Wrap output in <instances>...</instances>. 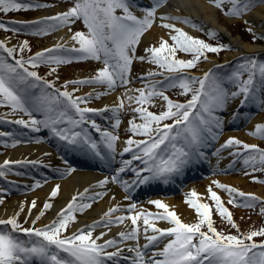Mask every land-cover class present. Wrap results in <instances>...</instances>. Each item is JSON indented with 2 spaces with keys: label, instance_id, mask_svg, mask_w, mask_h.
<instances>
[{
  "label": "snow or ice",
  "instance_id": "1",
  "mask_svg": "<svg viewBox=\"0 0 264 264\" xmlns=\"http://www.w3.org/2000/svg\"><path fill=\"white\" fill-rule=\"evenodd\" d=\"M165 0H155L148 8L143 9V16H137L133 9L136 7L135 0H73V7L56 16L46 17L36 21L39 31L35 34H48L51 29L69 27L76 20H81L87 32H76L71 40L79 47L66 48L58 45L55 48L47 49L45 52L37 53L35 57L27 60L15 59V48H8L0 41V50L15 59V63H9L4 57H0V106L9 107L13 112H21L29 116V120L17 119L12 123L30 128L34 132L41 129H49L54 136L64 141L67 145L78 148L89 149L96 157L104 160L106 157L99 148L97 142L92 139L82 125L91 124V127L100 133L110 153H115V143L119 136L114 132L103 130L95 120L87 117L88 113L101 114L111 111L115 117L114 128L120 125L119 112L124 108V100L121 99L116 107L97 110L88 107H81L91 98L73 97L69 91L55 90L54 84L44 80L36 71L29 68H36L40 63L59 66L71 63L75 60L92 59L103 64L95 76L80 81L69 83L77 85H102L108 91L114 90L117 86L128 84L127 76L131 71L134 59L145 60L155 64L163 72L179 73V76L166 77L167 83H161L157 87L153 83L150 87L137 89L136 96H127L128 101H135L138 105L133 109L138 114L140 123L135 119L130 121L129 131L132 136H142L145 139L135 140L129 138L123 148V153L132 152L131 160H122L118 173L131 169L135 173V180L131 183L121 181L119 175L111 177L112 182L122 183L125 191L135 188L137 185L148 184L152 181L162 180L168 182L173 176L179 175L184 168L192 161L203 157L200 151L209 138L215 139L218 130L222 127L221 120L215 113L223 110L230 99L240 98L241 107L247 104L258 103L264 106V62L249 57L240 63L236 71L227 76V81L235 87L230 91L224 86V80L213 72H206L202 77H190L185 70L193 69L200 62L201 58L207 59V53H219L224 46H213L204 40L194 38L175 26L173 23L165 22L160 26L169 29L170 39L173 44L161 39L160 46H151L146 49L148 56L136 57L135 49L141 37L147 32L157 19V10ZM218 8L225 3L231 5L226 15L234 18H242L254 6V0H211ZM264 3V0H259ZM48 7V5L22 3L20 0H0V12L9 13L20 10H32L34 8ZM161 21L177 19L170 16L159 17ZM188 23L187 20L182 21ZM193 27H195L193 25ZM0 29L5 31H17L9 28L0 21ZM249 32H253L249 27ZM172 33H175L174 35ZM215 37L216 33H209ZM255 36V33L253 32ZM264 39V37H261ZM28 48L25 41L19 49L23 53ZM69 53H78L76 56L56 55L61 49ZM183 52L191 54L192 59H177L176 53ZM53 53V55H48ZM57 67H52L51 72L55 73ZM163 72L159 73L163 75ZM51 74V73H50ZM157 73L149 72L148 76H156ZM246 75V79L244 78ZM65 84V89L67 88ZM179 87L183 95L191 93V99L186 103L174 102L164 94L168 88ZM78 91V89H77ZM97 94L96 98H99ZM164 101L165 109L159 114L149 111L145 105L152 106L154 98ZM74 110L78 119L69 115ZM39 113L44 119L35 118ZM238 115V113H237ZM171 120L172 123H165ZM72 127H65L64 125ZM74 129H80L75 131ZM12 133L0 132V137L11 136ZM250 135L259 136L264 139V124H258ZM18 141H14L15 146ZM241 141L229 139L225 147L241 145ZM135 146V150L133 148ZM244 149L251 150L249 156L244 160L259 162L264 171V150H259L254 145H242ZM255 153V154H253ZM115 159L113 155L111 157ZM132 160H139L143 168H132ZM12 161H4L0 165V177H4L10 171L9 165ZM15 163H30L33 166L42 163L41 161H17ZM255 170V168H254ZM68 171H75L69 168ZM144 173H147L145 175ZM109 180L100 181L99 187L108 184ZM216 183V187L228 192L231 197L229 204L242 207H255L257 197L251 194L238 192L236 189ZM36 187L40 186L37 182ZM210 199L214 201L215 209L222 219H225L239 233V228L232 218L231 212L221 197L209 188ZM59 192V185L52 191L51 197ZM87 192V189L85 190ZM235 194V195H234ZM97 195H102L97 193ZM236 195L244 198L238 202ZM85 197H73L72 201L62 209L56 219L43 228H25L18 221L19 213L8 219H0V226H7V230L0 229V264H119L121 259L131 260V264H264V242L256 243V237H264V229L251 231L239 235L224 234L214 227L212 219V207L207 203L198 202L199 196L192 191L186 198V203L195 210L199 217L197 223L187 224L181 221L176 212L171 211L169 206L160 200H154L157 209L163 213L153 214L151 212H136L130 216H119L112 219L113 214L121 211L119 206L110 208L105 213L101 222L88 225L77 230L71 235H65L69 224L76 220L75 213L90 208V203H77ZM130 198V197H126ZM91 199H94L91 198ZM3 203V200H0ZM36 207V202L31 203V208ZM52 204L46 202L40 214L36 217L38 221L45 211L50 209ZM137 208L135 203L127 209L134 212ZM20 211H23V206ZM264 214V207L261 208ZM130 220L132 228L127 232L119 233V240L113 238L99 243L106 233L93 237V232L98 226L111 228L113 225L124 224ZM142 220L143 233L138 221ZM156 221H166L171 227L161 229L156 226ZM206 227L207 231L203 229ZM149 230L151 235H149ZM23 233L28 240H22L17 235ZM143 234L146 243L139 244V238ZM167 238L164 247H158L161 238ZM135 241V246L128 247L127 251L134 253V257L124 256V248L120 247L122 242ZM157 248L156 251H150ZM114 249V251H109Z\"/></svg>",
  "mask_w": 264,
  "mask_h": 264
},
{
  "label": "bare ground",
  "instance_id": "2",
  "mask_svg": "<svg viewBox=\"0 0 264 264\" xmlns=\"http://www.w3.org/2000/svg\"><path fill=\"white\" fill-rule=\"evenodd\" d=\"M148 4L150 7L152 4V0H137ZM231 6L228 3H225L223 7ZM69 8L66 5H59L53 8L47 9L44 12L37 14L31 18L26 20H36L42 19L46 17L56 16L59 13L67 11ZM219 8L216 7L211 0H169L167 4L162 5L157 10V19L155 20L153 26L141 37L140 43L137 46L136 57L148 56L146 53V49L151 46H160L161 39L166 40L168 42L171 41L169 29H165L160 25L165 22L173 23L176 27L182 29L188 35H196L200 31H205L206 33H216V36L223 39L226 45H230L233 48V51H228L225 53L224 58L220 61L217 58L210 59V61L206 62L204 65H201L199 68V74L203 75L206 72H211L213 67L220 63H231L234 59L240 56H251L253 54L260 53L264 51V45L260 43H251L249 40L242 38L240 35L233 34L229 31V29L220 22L218 16ZM137 16H143V9L136 5L133 9ZM161 16H170L175 17L177 19L171 21H161L159 17ZM22 19L20 17H17ZM234 20H241L245 22L248 26L252 27L253 32L256 34L264 35V3H259V0H254V6L252 9L245 14L242 18H234ZM187 20L188 23H183L182 21ZM193 25L195 27H193ZM173 35L175 33H172ZM264 37V36H263ZM71 33L69 27H60L55 36V40L53 42H48L47 46L56 45H72L70 40ZM5 39V38H4ZM10 43L8 39H5ZM139 66L133 71V80H137L138 86L133 90H126L132 96H136L139 93L136 91L137 89H142L151 86L153 83L159 81L158 78L149 77V72H154V68L152 65L148 64L147 60L136 59ZM194 74V72L192 73ZM196 74V73H195ZM82 77V75H79ZM89 76V75H87ZM79 77V78H80ZM90 77V76H89ZM80 95L85 98H88L91 93L94 96L93 99H88V102L85 104V107L93 108L97 110L105 109L106 107L111 109L116 107L121 100L119 97V93L116 90L108 91L106 87L102 85H91L87 86L84 89L78 91ZM104 93L103 95H99V98H96L97 94ZM234 106L231 108V112L229 110H219L215 113L221 120L222 127L218 130L214 129L217 132L216 138H209L206 145L200 149L201 152L204 153L203 157H200L191 163H189L183 170V172L179 175L173 176L168 182L165 183V187L168 185H174L176 182L185 181L186 177L196 175L201 173L202 170H207V172L213 171L217 172L218 170H229L231 167L229 165L233 161L231 158L225 157V155H220L216 157L215 154L209 153L211 150V145L214 143L216 145L219 144L218 131H225L226 136H231L235 130L232 129L234 125L245 126L244 132L247 135L253 133L258 124H264V116L254 117L252 119H247L249 115L248 110H243L244 106L241 107L240 99L236 98V101L233 103ZM124 107H131L129 112H132L134 116L138 115L133 111L137 104L135 101L124 100ZM236 111H239L235 113ZM243 111V113H241ZM124 112V111H123ZM123 112H119L121 115ZM235 113V114H234ZM96 123L100 125V127H105L108 125L107 122L103 120L107 119L110 121V126L113 127L115 120L113 113L110 112H102L97 116L93 115ZM139 122L140 119H139ZM130 121L124 122L120 125V129H129ZM100 134V133H99ZM116 134V133H114ZM52 137L47 136L43 138H39V136H35L30 134L29 136H23L18 138V143L7 151H4L0 154V165H3L4 161H12L13 163L9 165L10 171H7L5 177V182L12 186L11 194L14 196L9 198V201L5 203L2 207H0V219H8L17 213H26L33 211L34 213L28 218L32 221L36 219V217L40 214L41 210H43V206L46 202L52 204V207L45 211L44 216L38 220L41 225L49 224L51 221L56 219L57 214L72 201L73 197L84 196L83 200L78 199L77 203H90L91 207L83 210L82 212H76V223L73 228L70 230L74 232L78 229L85 228L88 225H93L101 222L104 218V215L110 208H114L119 206L121 211H118L113 214L112 219L115 220L116 217L119 216H130L139 212L140 205L136 200L142 199L145 200L144 204L151 208H156L155 206L149 205L148 200L150 195H152V191H155L156 187H160V180L152 181L148 184H142L135 186L134 190L129 189V191H125L122 183L112 182L111 177L114 175H119L121 181L132 182L135 180V173L129 169L123 173H118L117 170L121 167V161L123 159V148L126 146L125 142L129 139V135L122 136L115 143V153H110L107 147L104 144L103 137L100 134L101 142L100 149L102 153L105 155V159L101 162L100 160H90L85 158L84 156H91L93 159L96 156L86 147L78 148L71 145H67L64 141H61L59 138L51 134ZM117 135V134H116ZM32 136V137H31ZM253 136V135H250ZM54 138V139H53ZM57 139V140H56ZM27 142V143H25ZM135 149V146H133ZM214 148V147H213ZM85 151V153H81ZM82 156H81V155ZM115 155V159L111 157ZM81 158V159H80ZM82 158H85V161L88 163H98L95 167H91V170H78L74 167L70 161L78 162L79 159L84 161ZM130 160V159H128ZM17 161H41L42 163L33 166L30 163L18 164L15 163ZM113 161V164H110ZM216 163L221 167L215 166L213 164ZM133 164V161H132ZM112 165L114 168H112ZM84 167V166H80ZM132 168H139L137 164L131 165ZM45 168V169H43ZM75 169V171H68V169ZM38 173L37 181H30L28 175H31L32 172ZM59 171V172H58ZM147 175V173H144ZM189 176V177H190ZM105 179L109 180V183L104 185L103 187H99L100 181ZM176 182H174V181ZM183 181V182H184ZM39 182L40 186L36 187V183ZM186 182V181H185ZM184 182V183H185ZM219 184H224L231 188L236 189L238 192H243L245 194L249 193H259L263 194L264 189L259 187L258 190H252L249 186L246 185V180L241 177H233L232 175H226L224 180L217 181ZM28 185V186H26ZM59 185V192L55 197H51L52 191ZM180 185H183V183ZM24 186V187H23ZM34 186L35 189L30 194H22L19 195V191L21 188H30ZM188 186V187H187ZM186 191L190 193L195 191L199 198L203 193L209 194V188L212 191L218 193L219 188L209 186L206 190H203L199 186H191L187 185ZM87 189V192L85 190ZM154 189V190H153ZM144 190L145 192L141 191ZM248 190V191H247ZM97 193H101L102 195H97ZM143 193V194H142ZM171 194V193H170ZM170 194H165V197H156L152 200H160L163 203L169 206L171 211L177 213L179 218L185 219L189 218L192 213V209L186 210L184 206H187L182 196L173 197L169 196ZM235 195V194H234ZM94 199H91L93 198ZM130 197V198H126ZM236 197H239L236 195ZM201 200V199H199ZM35 201L36 207L31 208V203ZM151 202V201H150ZM135 203L137 205L136 212H128L127 209L131 204ZM23 206V211L20 209ZM190 211V212H189ZM188 222V220H186ZM141 225V232L143 233V224L142 220L138 221ZM156 226L161 229H166L171 227L169 223L166 221H156ZM132 228V224L130 220H125L124 224L121 225H113L111 228L98 226L93 232V237L100 236L101 233H106L104 235L103 240L98 241L99 243H103L108 239H117L119 240V233L124 231H130ZM149 235H151V231L149 230ZM167 238L162 237L161 242H159L158 247L163 248L164 242H166ZM146 243L143 234H141L139 238V244L142 246ZM135 246V241H127L122 242L120 247L124 248L125 251L123 253L124 256L134 257V253L128 252V247ZM157 248H152L150 251H156ZM109 251H114V249H109ZM124 259H121L122 262ZM125 261V260H124ZM131 262V260H129Z\"/></svg>",
  "mask_w": 264,
  "mask_h": 264
},
{
  "label": "rangeland",
  "instance_id": "3",
  "mask_svg": "<svg viewBox=\"0 0 264 264\" xmlns=\"http://www.w3.org/2000/svg\"><path fill=\"white\" fill-rule=\"evenodd\" d=\"M38 1H41V3H44V5H48V7L44 10H38L37 14H40L49 8L59 6L60 4H65L67 7H69V9L71 7H73V0H70L71 5H68L67 0H38ZM230 7L231 6L219 8L218 16H219L220 22L223 25H225L231 33L236 34V35H240V33L243 32V30H242L243 28L241 27V25L246 26L247 29H249L250 26L246 25L244 22H242L239 19L234 20L233 17L226 15V11L228 9H230ZM15 19L25 22L24 19H19V18H15ZM32 23L33 24H29V25L33 26L36 24L35 22H32ZM70 26H71L70 33L72 35L76 32H85V33L87 32V29L81 20H76ZM58 30L59 29L49 30L45 39L44 38L35 39L34 43L38 44V45H35L36 50L34 53L40 52V51H45L47 49H52V48H55L56 46H58V45H52V46L46 47L48 42H52L55 40V36H56ZM252 30H254V29L252 28ZM251 34L253 35V32ZM251 34H249V35L251 36ZM190 36H192L194 38H198V39L202 38L203 36L213 38L204 31H200L196 35H190ZM4 38H5L4 36H1L0 41L3 42V41H5V39H7V38H5V39ZM10 38H12V37H10ZM46 39H49V40L47 41ZM214 40H219V41H215V43H219L221 41L223 44H225L223 39L219 38L217 36H215L213 38V40H211V42H214ZM4 43H6V46L8 48L17 49L20 46L19 37L17 39H15V38L11 39L10 43H7V42H4ZM34 43H32V44H34ZM168 43L170 45H172L173 41L171 40ZM10 44H12V45H10ZM137 46L135 49V56H136ZM227 46L230 47L231 49H233L230 45H227ZM73 47H79V45L75 44V42H74ZM156 47H159V46H156ZM54 54L63 55V56H73V57L76 55H79L78 53L66 52L63 48L61 49L60 52L54 53ZM177 54H179V56L185 55L187 57V54H185L183 52L178 51L176 53V55ZM48 55H53V53H49ZM224 55H225V53L222 55V59L224 58ZM213 58H215V57H211V56L208 57L206 60H204V62L202 64H204L206 61H210V59H213ZM147 62H148V60H147ZM148 64L155 66L154 71L157 70V66L155 64H152L149 62H148ZM199 64H201V63H199ZM52 66L53 65H49L48 63H42V65L38 67L40 72H41V75H44V77H42V78L44 80L48 81L49 83L54 84V88L49 89L48 91L55 93L56 89H59L60 91L67 90L70 93H73V97L75 98V97H83L82 95H80L78 93V91L81 89H84L87 86H91V85H77V84H72L69 82L87 80L88 78L95 76L97 71L103 67V64L101 62H98V61L92 60V59H86V60H75L74 59L71 63L61 64V65L57 66V71L55 73L51 72ZM137 66H139V64L137 63L136 59H134L132 65H131V69L133 68L131 70L132 73L130 71L131 80L128 79L129 82L127 85L117 86L114 89L119 93L120 99L128 100L127 96H132V95L129 92H126V90L128 89V90L134 91L136 89V87L139 85L137 83L138 82L137 80H133V70H135L137 68ZM229 66H231V65L226 64L224 66H218V67L223 68V70H222L223 72H221L222 73L221 78L224 80V86L226 88H228L230 91H235L236 90L235 87L231 83H229L226 79L227 76L231 74V72L228 70V69H230ZM217 69L218 68H216L214 70H217ZM30 71H32V70L30 69ZM79 75H82V77H80ZM87 75H89L90 77ZM174 76H179V75H174ZM199 77H201V76H199ZM244 78L245 79L247 78L246 75ZM65 84L68 85L66 89L64 87ZM93 85H95V84H93ZM77 89H78V91H77ZM167 96L170 99H172L174 102H179V103H186L188 100L191 99V93H189L188 95H183L182 90L178 86L174 87V88H168ZM93 98H94V96H91V98H89V99H93ZM235 101H236V99H230L229 102L225 105V107L223 109H227L231 112V108H232V106H234L233 103ZM83 106L85 107V104H83V105L81 104V107H83ZM145 107H147L149 111H152L153 113H157V114L166 110L164 101L160 98L157 100H153L152 106L145 105ZM247 107L252 108L253 111L255 112V114H254L255 116H253L252 118L258 117V116H264V106H261L258 103H255V104H247L246 108ZM130 109H131V107H127V106L124 107L123 109H121V112L124 111L121 115H119L121 125L124 122H129V121H132L133 119H135L137 123H140L138 115L134 116L132 112H129ZM256 109H259V111H257ZM69 115L73 116V118H76V119L79 118L75 114L74 110H70ZM86 115H88V114H86ZM35 118L42 120V119H44V116L42 114L36 113ZM17 119L29 120L30 118H29V116L25 115L24 113L13 112L9 107L0 106V132L12 133L11 136L0 137V154L3 153L4 151H7L8 149L14 147V146H12V144L14 141H18L19 137L29 136L30 134H32V135H35L37 137L39 136V138L40 137L43 138L45 136L51 135V133H52L49 129H43V128L39 132H34L30 128H24L22 125L12 123V121H15ZM165 123H172V121L171 120L165 121ZM64 126L69 127V128L72 127L71 125H67V124ZM82 127L88 131V133L90 134V136L92 137L93 140H95L96 142H99V135L94 132V129L91 126H89L88 124H85V125H82ZM244 129H245V127L240 128L238 130H235L230 137L225 135V133H224L225 131L220 130V133L218 135L220 142L218 145H216L211 150V153L215 154L216 157H219L220 155H225V157L227 156V158L234 159L235 162H233V163H231V165H229L231 167L229 170L227 169V170H218L217 172L216 171L215 172L210 171L208 173L206 172L202 176L188 180V182L183 187H180L179 190L175 191L174 193L170 194L169 196H173L175 198L182 196L183 200L186 201V198L190 194L189 191H186L187 185H191V186L197 185V186L201 187L203 190H206L209 186L217 188L216 183H214V182L224 180V177L226 175H232L233 177H241V178L245 179L246 185L249 186L252 190H258L259 187H262L264 189V171L260 170V168L262 166L259 164L258 161L255 162L254 166H253V162H249V164L246 165L244 163V160L249 156L251 150H246L242 146L243 144L254 145V146H257V148L259 150H264V139L259 138L258 135L257 136L247 135L244 132ZM74 130L78 131L79 129H74ZM128 131H129L128 129H120L119 128L117 131L119 138H122V136L128 135ZM131 136H132V134H131ZM132 138L138 139V140L145 139V137H142V136H132ZM233 138L241 141L242 142L241 145H231V146L225 147L226 142L229 139H233ZM25 143H27V142H25ZM253 154H255V153H253ZM215 166L221 167L220 165L214 163L213 167H215ZM143 167H144V165H143ZM254 168H255V170H254ZM28 178L31 179L30 177H28ZM4 180H5V177H0V200H3V203H0V207H2L5 203H7L9 201V198L14 196L13 194H11V190H10L12 188V186H10V184L6 183ZM218 183H220V182H218ZM222 185H224V184H222ZM34 189H35L34 186H32L30 188H21L19 191V195H17V196H21L22 194L28 195L31 192H33ZM219 190L220 191L217 194L221 197V199L224 203V206L227 207L228 210L231 212L233 221L238 226L239 231L240 230H248L250 228H253L257 225L264 223V221H262V220H264V214L261 213V208L264 207V193L263 194L253 193V192L249 193V194L258 198L257 201L255 202V207H242V206H236L234 204H229L228 201L231 197L229 196L228 192H226L220 188H219ZM155 196L156 197H165L164 193H161V192L156 193ZM240 198L241 197H236V200L237 201H243L244 198H241L242 200H240ZM152 199H149V200L153 201ZM200 199L201 200H199L198 202L207 203L212 207V219L214 221V227L217 229V231L224 233V234H231V235H234L237 232L236 228H233L225 219H222L220 217V215L217 213V211L215 209L214 201H212L210 199V193L209 194L203 193L201 195ZM150 201L148 202L149 205H151ZM144 202H146V201L142 200V201L137 202L140 205L139 212H151L153 214L163 213L162 209L148 207L144 204ZM186 205L187 206H184V208L186 210L192 209L187 203H186ZM152 206H155V205L152 204ZM134 212H136V211H134ZM33 213H34L33 211L26 212V213H23V212L19 213V216H18L19 223L21 225H23V227L28 228V227H32L33 223L35 222L34 226L38 229L48 225V224L41 225L36 219L31 221L28 218V216L32 215ZM198 219H199V217L197 216L195 210L192 209V213L190 214V217L185 218V219H181V221L184 223H187V224H193V223H197ZM186 220H188V222ZM76 221H77V219L75 220L74 223L69 224L68 230L65 233V235H71L70 230L73 228ZM5 227H7V226H5ZM5 227L0 226V229H5ZM203 230L207 231L206 227ZM17 235L22 240H28L29 239L23 233H18Z\"/></svg>",
  "mask_w": 264,
  "mask_h": 264
},
{
  "label": "trees",
  "instance_id": "4",
  "mask_svg": "<svg viewBox=\"0 0 264 264\" xmlns=\"http://www.w3.org/2000/svg\"><path fill=\"white\" fill-rule=\"evenodd\" d=\"M20 2H22V3H28L27 1H23V0H20ZM36 9H37V8H34V9H32V10H27V11H25V10L13 11V12H9V13H7V14L0 12V21L4 22L9 28L17 29V31H5V30L0 29V33H4V32H6V33L14 34L15 36H18V37H19V42H20L19 44H20V46L16 49L17 51H16V53H15V59H21V58H22V59H24V60H27L29 57H31L30 54L33 52V48L35 47V45L32 44V43L29 41V37H30L31 34H28V32H27V31H29L28 29H26V28H25L24 26H22L20 23L13 22V21H11V20H9V19H6L5 17L8 16V15L13 16V15H15V14H22V15H24V16H26V17H29V16H31V14H33V13L35 12ZM241 27L243 28V29H242L243 32L240 33V35H241L242 38H244V39H246V40H249V41H251V42H258V40H257L256 38H254V37H252V36H250V35L248 34L249 32L246 31V29L244 28L243 25H241ZM25 41L28 42V48L25 49L23 53H20L19 49L22 47V45H23V43H24ZM205 42H206V43H209V44H211V45H213V46H220V45H222L221 42H219V43H215V41H214V42H211V41H205ZM225 50H226V49L224 48V50L220 51L219 53H207V54H210V55H217V56L220 57L221 54H222ZM0 57H4L9 63H13V64L15 63V59H13V57H9V56L7 55V53L4 52L3 50H0ZM33 57H35V56H33ZM192 58H193V57L191 56V59H192ZM256 59L259 60V61L264 62V55H261L260 57H258V58H256ZM245 60H246V59H244V60L242 59V60L240 61V63L244 62ZM39 66H41V65L39 64ZM39 66H38V67H39ZM38 67H36V68H32V69H34L36 72L40 73V70H39ZM260 229H264V223H262V224H260V225H257V226H255V227H253V228L248 229L247 231H245L244 234H247V233H249V232H251V231H257V230H260ZM257 238H262V237H257Z\"/></svg>",
  "mask_w": 264,
  "mask_h": 264
}]
</instances>
